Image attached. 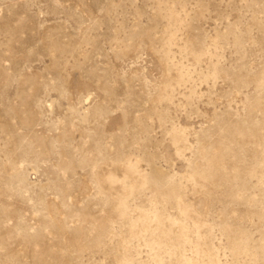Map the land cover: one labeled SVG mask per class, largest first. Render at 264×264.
Instances as JSON below:
<instances>
[{
  "label": "rangeland",
  "instance_id": "obj_1",
  "mask_svg": "<svg viewBox=\"0 0 264 264\" xmlns=\"http://www.w3.org/2000/svg\"><path fill=\"white\" fill-rule=\"evenodd\" d=\"M0 264H264V0H0Z\"/></svg>",
  "mask_w": 264,
  "mask_h": 264
}]
</instances>
